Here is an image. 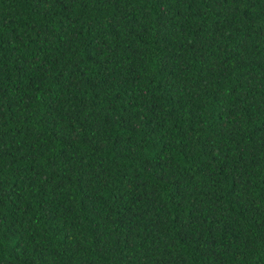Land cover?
I'll return each instance as SVG.
<instances>
[{
    "label": "trees",
    "instance_id": "trees-1",
    "mask_svg": "<svg viewBox=\"0 0 264 264\" xmlns=\"http://www.w3.org/2000/svg\"><path fill=\"white\" fill-rule=\"evenodd\" d=\"M0 264H264V0H0Z\"/></svg>",
    "mask_w": 264,
    "mask_h": 264
}]
</instances>
